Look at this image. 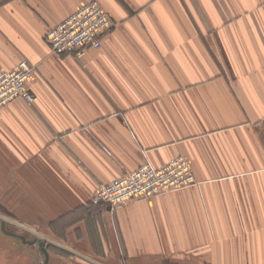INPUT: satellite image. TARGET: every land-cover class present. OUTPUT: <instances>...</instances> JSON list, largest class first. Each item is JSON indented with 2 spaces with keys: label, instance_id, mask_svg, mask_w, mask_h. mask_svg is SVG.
Wrapping results in <instances>:
<instances>
[{
  "label": "crops",
  "instance_id": "obj_1",
  "mask_svg": "<svg viewBox=\"0 0 264 264\" xmlns=\"http://www.w3.org/2000/svg\"><path fill=\"white\" fill-rule=\"evenodd\" d=\"M88 1L0 0V68L34 66L33 101L0 109L7 228L46 236L49 264H264V0H99L101 46L55 54L46 33ZM180 154L195 184L92 203ZM44 261L0 220V264Z\"/></svg>",
  "mask_w": 264,
  "mask_h": 264
},
{
  "label": "built area",
  "instance_id": "obj_2",
  "mask_svg": "<svg viewBox=\"0 0 264 264\" xmlns=\"http://www.w3.org/2000/svg\"><path fill=\"white\" fill-rule=\"evenodd\" d=\"M114 26L115 21L106 7L99 0H91L51 27L46 39L57 55L75 53L82 56L88 46L99 48L101 36ZM33 68L26 59L10 69L0 68V109L19 97L33 101L34 95L29 88ZM196 181L192 160L188 155L174 156L159 166L145 161L134 170L99 186L92 203L116 207L132 199L169 193L195 184Z\"/></svg>",
  "mask_w": 264,
  "mask_h": 264
},
{
  "label": "water",
  "instance_id": "obj_3",
  "mask_svg": "<svg viewBox=\"0 0 264 264\" xmlns=\"http://www.w3.org/2000/svg\"><path fill=\"white\" fill-rule=\"evenodd\" d=\"M0 220H1V228L6 234H9V235H12V236H15V237H19V238L22 239L23 242H28V243H36V242H38L40 247H41V250L45 254L44 264H49V257L50 256H49V251H48L47 246H46V241L48 240V238L46 236L42 235L41 233H39V232H37V231H35L33 229H30V228L26 227L29 231H31L35 235V237L33 239H28L26 237V235L17 233L15 231L10 230V229L7 228V224H8V222H11V220H9L8 218H6L5 216H3L1 214H0ZM17 224L22 225L21 223H17ZM94 262H96V261H94ZM96 263H98V262H96Z\"/></svg>",
  "mask_w": 264,
  "mask_h": 264
}]
</instances>
